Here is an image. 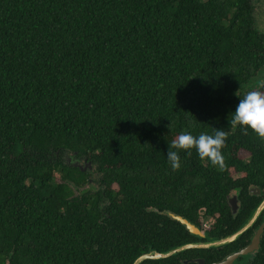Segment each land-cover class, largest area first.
Returning <instances> with one entry per match:
<instances>
[{
	"label": "trees",
	"instance_id": "obj_1",
	"mask_svg": "<svg viewBox=\"0 0 264 264\" xmlns=\"http://www.w3.org/2000/svg\"><path fill=\"white\" fill-rule=\"evenodd\" d=\"M253 2L0 0V264H131L247 221L264 197V141L230 121L264 91L243 88L264 67ZM212 128L229 133L227 166L193 149L172 171L168 144ZM167 214L210 225L197 236ZM261 223L234 262L264 264V208L230 243L140 264L217 262Z\"/></svg>",
	"mask_w": 264,
	"mask_h": 264
},
{
	"label": "clouds",
	"instance_id": "obj_2",
	"mask_svg": "<svg viewBox=\"0 0 264 264\" xmlns=\"http://www.w3.org/2000/svg\"><path fill=\"white\" fill-rule=\"evenodd\" d=\"M230 123L234 127L251 130L264 141V91H249L243 99H239ZM212 129L213 134L201 133L198 136L182 131L168 144L166 157L172 171H179L182 167L179 153L183 151L190 157L193 149L201 160H205L212 166L220 170L227 166L222 150L229 133L224 129Z\"/></svg>",
	"mask_w": 264,
	"mask_h": 264
},
{
	"label": "water",
	"instance_id": "obj_3",
	"mask_svg": "<svg viewBox=\"0 0 264 264\" xmlns=\"http://www.w3.org/2000/svg\"><path fill=\"white\" fill-rule=\"evenodd\" d=\"M250 191L254 194H258L260 192V189L258 187H251ZM228 202L231 207L232 213H235L237 210V199L236 196L233 195L228 199ZM264 208V197L261 199V201L258 203V205L255 207L247 221L235 232H233L230 235H227L225 237L219 238V239H214L210 240L208 242H194V243H186L180 246L175 247V249L167 251L165 253H155V252H148L145 254H142L138 256L131 264H140L143 261L147 260H161L168 258L174 253L185 250V249H190V248H209V247H217L221 246L227 243H230L234 241L240 234H242L245 230L250 228V226L254 223L256 220L258 214L261 212V210ZM167 216L172 219V220H177L181 224L185 226V228L191 233L195 234L197 236H203V231H201L197 226H195L193 223L189 222L187 219L179 216V215H172V214H167ZM263 230V223H261L251 236L250 242L240 248L239 250L225 256L223 259L212 263V264H232V262L238 257V256H243L247 253H251L253 250L257 248L259 245V240H260V235ZM197 264H201V261H198Z\"/></svg>",
	"mask_w": 264,
	"mask_h": 264
},
{
	"label": "rangeland",
	"instance_id": "obj_4",
	"mask_svg": "<svg viewBox=\"0 0 264 264\" xmlns=\"http://www.w3.org/2000/svg\"><path fill=\"white\" fill-rule=\"evenodd\" d=\"M253 4H254L253 12L255 18V25L257 29H259L264 33V0H254ZM263 81H264V67L260 68V70L257 71L256 75L251 77L249 82L243 85V88L253 89L257 87L259 84H261ZM67 158L70 159V156H67ZM78 163L80 166H83L81 161H79ZM209 225H210L209 220H202V228L204 229L208 228Z\"/></svg>",
	"mask_w": 264,
	"mask_h": 264
},
{
	"label": "flooded vegetation",
	"instance_id": "obj_5",
	"mask_svg": "<svg viewBox=\"0 0 264 264\" xmlns=\"http://www.w3.org/2000/svg\"><path fill=\"white\" fill-rule=\"evenodd\" d=\"M81 162H82V164H83V167H84V168L86 167V168H87V171H89V170H90L89 164L86 163V162L83 161V160H81ZM75 164H77L79 167H81V166L79 165V163H75ZM231 196H233V195H231ZM258 226H259V225H258ZM258 226H257V227H258ZM208 228H209V226H208ZM208 228H205V229H204V228H202V225H201V229H200V230L203 231V233H204V231L207 230ZM255 230H256V228H255ZM255 230H254V232H255ZM254 232H253V233H254ZM252 235H253V234H252ZM250 240H251V238H250ZM250 240L246 243V245L250 242ZM241 248H242V247H241ZM239 249H240V248H239ZM239 249H238V250H239ZM236 251H237V250H236ZM253 251H254V250H253ZM253 251H252V252H253ZM234 252H235V251H234ZM252 252H251V253H247V254H245V256L251 255ZM232 253H233V252H232ZM230 254H231V253H230ZM228 255H229V254H228ZM226 256H227V255H226ZM224 257H225V256H224ZM224 257H223V258H224ZM238 257H239V256H238ZM223 258H222V259H223ZM190 261H192V262L194 261L193 264H197L198 261H201V264H205V259H204L203 257H196V258L190 259ZM185 262H186L185 260H184V261H183V260L181 261V263H185ZM212 263H215V262H211V263H208V264H212ZM232 264H238V263H236V262L233 261Z\"/></svg>",
	"mask_w": 264,
	"mask_h": 264
}]
</instances>
